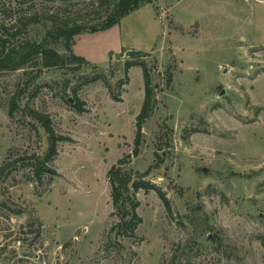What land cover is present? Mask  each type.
Here are the masks:
<instances>
[{"label": "rangeland", "instance_id": "rangeland-1", "mask_svg": "<svg viewBox=\"0 0 264 264\" xmlns=\"http://www.w3.org/2000/svg\"><path fill=\"white\" fill-rule=\"evenodd\" d=\"M117 1L0 0V62L67 23H101ZM73 51L88 63L0 69V264H264V0H154ZM131 51L148 54L157 105L128 169L171 206L141 190L133 237L115 230L108 181L135 149L145 98L142 68L125 82ZM31 109L73 140L40 186L24 165L49 136Z\"/></svg>", "mask_w": 264, "mask_h": 264}, {"label": "trees", "instance_id": "trees-1", "mask_svg": "<svg viewBox=\"0 0 264 264\" xmlns=\"http://www.w3.org/2000/svg\"><path fill=\"white\" fill-rule=\"evenodd\" d=\"M154 0H118L107 16L101 23L96 25L91 24H79V23H67L59 27L55 31H51L47 38L41 43H27L22 48L24 51H11L7 54L6 60L0 62V69L14 66L17 68H25V64L35 59L37 66H41L44 69L58 68L67 64H87V60L84 57L78 56L74 53L73 47L75 46V38L85 33L95 34L98 32L107 31L129 16L131 13L140 10L146 4H152ZM105 2H101L103 5ZM52 44H63L66 55L61 54ZM129 61L125 64V79L126 83L129 81V71L133 67H140L143 71L144 83H145V98L142 106V110L137 117L136 122V136L134 140L135 149L132 154L120 159L108 172V181L112 188V200L113 207L116 214L119 217V222L115 226L116 229H122L125 233H128L131 237L135 236L139 226L143 223V219L139 216L137 210L141 203L137 200V194L141 190L146 192L154 190L158 193L160 199L164 202L168 212H171L170 202L167 195L150 181L144 180V178L134 179L132 173L129 171L128 166L132 162L133 157L140 155L141 147L143 144V126L147 120L152 116L154 108L157 105V96L153 87V78L148 69L147 63L142 61L143 57L148 56L147 53L142 51H131ZM14 69V68H13ZM106 79L105 76H96L91 79H86L81 86L89 85L91 83L98 82ZM172 81V77L169 78V83ZM121 81V84H126ZM107 88L113 100L122 102V99L118 97L109 83H106ZM81 86L74 91L75 109L79 113L86 112L85 103L78 97V92ZM11 116L14 114L11 111ZM30 116L38 121L45 129L49 136V149L43 159L34 158L35 161L29 163L30 165H24L32 167L34 174V180L37 185H43L45 176L53 178L57 175L56 171L52 169L50 164L59 155V144L62 142H73L72 139L64 136H58L53 122L47 114L41 113L37 110L31 109ZM9 164H5L0 169V175L4 173ZM129 207V209H128Z\"/></svg>", "mask_w": 264, "mask_h": 264}, {"label": "water", "instance_id": "water-1", "mask_svg": "<svg viewBox=\"0 0 264 264\" xmlns=\"http://www.w3.org/2000/svg\"><path fill=\"white\" fill-rule=\"evenodd\" d=\"M73 101H74L73 99L70 100V102H73ZM204 171H206V170H204Z\"/></svg>", "mask_w": 264, "mask_h": 264}]
</instances>
